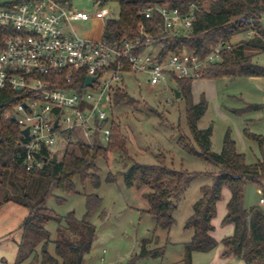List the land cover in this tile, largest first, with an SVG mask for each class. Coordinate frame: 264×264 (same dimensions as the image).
<instances>
[{
    "label": "trees",
    "instance_id": "1",
    "mask_svg": "<svg viewBox=\"0 0 264 264\" xmlns=\"http://www.w3.org/2000/svg\"><path fill=\"white\" fill-rule=\"evenodd\" d=\"M101 3L115 5L114 8L119 11L116 15L110 12L112 14L108 15L105 23L102 40L108 45L117 47L123 41L136 42L141 38L139 24L143 23L154 42L151 53L159 60H165L183 49L204 59L219 45L229 44L230 50L222 52V61L204 70L203 79L264 77V67L252 63L254 54L264 55V0H101ZM192 5L197 8L196 20L192 29L181 35L164 34V21L159 13L156 12L151 19H146L142 14L147 8L163 6L179 9L182 14H186ZM251 31L255 32L252 39L235 44L232 42L234 37ZM173 82L176 86L173 91H178L180 99L186 103L190 132V138L180 137V147L208 161L218 170L209 174L212 184L201 188L200 198L185 224L186 230L193 231V237L184 245L183 264H192L194 253H208L220 245L212 236L215 230L212 221L217 215L218 203L222 200L225 188L230 190L231 198L222 223L233 224L234 234L221 242L224 246L222 256H234L245 264H264V210L259 207L247 209L244 206L247 184L264 189V137L251 133L247 128L244 131L245 137L257 143L263 155V159L255 164L246 162L245 155L239 152L229 131L225 134L221 151L215 152L212 146L213 128H198L208 109L206 99L202 97L198 103L193 101L192 80L175 79ZM22 100L12 90H0V208L16 205L27 211L19 227L15 264L30 260L34 264H85V256L91 252L97 237L91 218L101 208L102 199L97 194L85 195L86 213L82 219L76 218L74 212L65 217L58 216L47 206V201L55 191L78 194L76 179L83 186L90 182L98 189L102 180L97 162L100 159L106 161L110 153L121 159L126 158L127 138L121 133V125L116 117L112 138L107 146L97 142L91 147L78 141L72 143L56 163L50 159L43 168L27 171L23 165L22 143L25 139L19 125L6 118ZM139 105V100L133 98L126 89L116 93L117 110L138 108ZM260 110L258 105L247 108L250 112ZM157 158L156 165L132 161L121 177L127 188H148V192L143 195L150 206L148 213L154 218L156 227L169 234L176 223L174 214L179 202L198 174L167 167L163 154ZM116 179V175L108 174L106 182L115 183ZM51 221L58 224L54 240H51L47 230ZM152 242L141 241L138 254L126 264L161 257L164 248L151 249L149 244ZM49 243L55 245V256L47 251ZM39 246L41 258L36 254Z\"/></svg>",
    "mask_w": 264,
    "mask_h": 264
},
{
    "label": "built area",
    "instance_id": "2",
    "mask_svg": "<svg viewBox=\"0 0 264 264\" xmlns=\"http://www.w3.org/2000/svg\"><path fill=\"white\" fill-rule=\"evenodd\" d=\"M107 6L93 15L63 0L0 6V90H12L23 99L6 118H15L22 134L29 131L22 143L27 171L43 168L55 154L58 161V148L78 141L91 147L101 140L109 144L117 117L116 93L129 92L127 78L133 77L138 88L146 84L151 90H168L175 79L202 80L204 70L221 62L222 52L231 48L221 44L204 59L183 49L159 60L151 53L154 42L143 23L140 39L117 47L77 35L75 22L106 23ZM196 11L193 5L186 14L163 6L142 14L151 19L159 13L163 33L181 35L192 29ZM88 78H96L91 86Z\"/></svg>",
    "mask_w": 264,
    "mask_h": 264
},
{
    "label": "rangeland",
    "instance_id": "3",
    "mask_svg": "<svg viewBox=\"0 0 264 264\" xmlns=\"http://www.w3.org/2000/svg\"><path fill=\"white\" fill-rule=\"evenodd\" d=\"M18 1L23 0H0V6ZM72 7L89 15L99 10V7L90 0H72ZM111 12L116 15V8H112ZM72 28L77 35L86 37L89 32L96 31V20L75 22ZM254 35L255 32L251 31L234 37L232 42L235 44L250 40ZM252 63L264 67V55L254 54ZM127 82L129 94L140 102L138 108L116 111L121 133L127 138V157L121 159L110 153L106 161L100 159L97 162L99 176L102 177V184L98 189L89 182L85 186L80 184L81 190L84 189L86 194L95 190V194L101 198L102 195L106 196V201H103L104 216L100 218L99 214L91 218L92 221L95 220L97 239L87 261L94 256L99 258L103 249L108 251L105 256L107 260L112 257L118 261L130 258L138 254L137 241L152 234L153 249L164 248L163 255L155 259L139 260L136 264H183L184 245L191 240L193 234L192 230L185 229V224L193 213L194 204L200 198L201 188L212 184L209 174L218 170L208 161L191 155L180 147L178 142L180 137L190 138V132L186 119V103L180 97H176L173 91L176 87L174 83L168 85V90L166 88L151 90L146 84L138 88L133 77L127 78ZM192 90L195 103L202 97L208 103V109L198 128L207 129L210 126L213 128L212 146L215 152L221 151L225 134L229 131L238 150L245 155L247 163L263 159L257 143L249 141L244 131L247 128L251 133L264 137V77L202 79L193 82ZM253 105L260 106L261 110L247 111V108ZM101 143L103 146L108 145L103 140ZM65 149L58 148L59 160L62 159ZM160 154L164 155L167 167L198 174L179 202L174 214L176 223L169 234L153 225L154 218L144 212L147 201L143 194L137 189L127 188L121 177V173L131 166L132 161L156 165ZM107 173L116 175L117 179L113 185L105 183ZM254 185L249 183L245 188V198L249 206L257 202L259 197ZM47 206L60 217L74 212L76 218L82 219L86 213V198L80 194L55 191L48 199ZM26 216V209L16 205L0 208V264H15L19 227ZM57 229L56 222L48 223L47 230L51 234V240L56 239ZM47 251L55 256V245L49 243ZM36 254L41 258V246L36 249ZM212 258L213 254L196 253L192 258V264H211ZM30 262L31 260L24 264ZM228 264L245 262L233 257Z\"/></svg>",
    "mask_w": 264,
    "mask_h": 264
},
{
    "label": "crops",
    "instance_id": "4",
    "mask_svg": "<svg viewBox=\"0 0 264 264\" xmlns=\"http://www.w3.org/2000/svg\"><path fill=\"white\" fill-rule=\"evenodd\" d=\"M92 2H94L95 6L97 7H100L102 6V3H101V0H90ZM68 3L72 6V0H69ZM109 6V7H108ZM108 9H109V12L106 14V16L108 17V15L110 14V12L112 11V8H114V6H112V4H108ZM107 7L105 10H107ZM99 9V8H98ZM97 12V11H96ZM119 13V11L117 12ZM96 20V19H95ZM102 20H99L97 19L96 20V31H91L87 34V36L85 38H88V39H92V40H102L103 38V34H104V30H105V20L103 22H101ZM192 93H193V90H192ZM198 103V102H197ZM240 152V151H239ZM262 159H257L255 162L253 163H250V164H255L257 163L258 161H261ZM105 163V162H104ZM249 164V163H248ZM108 174V173H107ZM108 176V175H107ZM107 176L105 177V183L106 182V178ZM101 180H102V177L100 176ZM90 183V182H89ZM80 180L79 179H76L75 180V185H76V188H77V192L78 194L80 195H91V194H95V190H91V191H88V194L85 193L84 189L83 191L81 190L80 188ZM114 183H107V185H113ZM82 185V184H81ZM91 185V183H90ZM255 186V185H254ZM257 190H256V193H259V197H258V201L255 202L254 204H252V206H249V203H247V199L245 198L246 197V191H245V197H244V206L247 208V209H250V208H253V207H259L261 208L262 210H264V203L261 202L262 199H264V189L260 188L259 186L256 185L255 187ZM139 191H141V193L144 195L146 192H148V188L147 187H142L140 189H137ZM91 192V193H90ZM90 193V194H89ZM99 196V195H98ZM100 197V196H99ZM101 198V197H100ZM231 198V192L229 189L225 188L223 190V197H222V200L218 203V208H217V215L216 217L213 219L212 221V224L214 226V232L212 233V236L216 239V241L220 244L216 249L212 250L211 252H208V254H213V258H212V262L211 264H228L229 263V260L232 259L234 256H231V257H223L222 256V253H223V250H224V246L221 244V242L227 238V237H230L234 234V225L233 224H228V225H224L222 222H223V219L225 218L226 214H227V205H228V202ZM102 201H106V196L103 197L102 195ZM147 201V200H146ZM150 210V206L148 204V201L146 202V205H145V208H144V212L146 214H149L148 211ZM101 214V217L102 218L105 214L103 213V202H102V206L99 210H97L93 216H97ZM92 216V217H93ZM91 223L95 226V220H91ZM154 226H156V222L155 224H153ZM96 227V226H95ZM96 233H97V229H96ZM147 237V236H146ZM143 238L141 241L143 240H152V234H150V237H147V238ZM193 237V234L191 236V239ZM97 239V237H96ZM96 241V240H95ZM141 241H137V245H138V250L137 252H139V249H140V243ZM191 241V240H190ZM189 241V242H190ZM95 243V242H94ZM149 248L153 249L152 247V243L149 244ZM107 249H103L101 251V254L99 255V258H97L96 256H94L92 259H89L87 261V257L89 256V254H87L85 256V264H126L127 261L130 260V258L128 257L127 259H123L122 261H118L117 258H110L107 260V258L105 257L106 254H107ZM198 253V252H196ZM194 253L193 256L196 254ZM192 256V258H193ZM235 258V257H234ZM107 260V261H106Z\"/></svg>",
    "mask_w": 264,
    "mask_h": 264
},
{
    "label": "water",
    "instance_id": "5",
    "mask_svg": "<svg viewBox=\"0 0 264 264\" xmlns=\"http://www.w3.org/2000/svg\"><path fill=\"white\" fill-rule=\"evenodd\" d=\"M95 80H96V78H88V79H87V85H88V86H91L92 83H93ZM175 94H176V97H177V98L180 97V94H179L178 91H176ZM12 120L15 121V118H13ZM28 134H29L28 129L23 131V135H24V136H27ZM53 162H54V163L57 162V154L54 155Z\"/></svg>",
    "mask_w": 264,
    "mask_h": 264
}]
</instances>
